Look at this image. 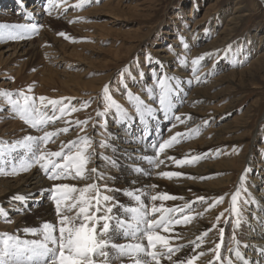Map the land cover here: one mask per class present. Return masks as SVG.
Here are the masks:
<instances>
[{
	"label": "rangeland",
	"instance_id": "obj_1",
	"mask_svg": "<svg viewBox=\"0 0 264 264\" xmlns=\"http://www.w3.org/2000/svg\"><path fill=\"white\" fill-rule=\"evenodd\" d=\"M36 1H40L41 16L38 17L39 22L33 24L43 25L39 29L38 35L26 36L24 39L0 41V53L6 50L3 58L0 57V93L7 90L14 94V99L18 98L15 94L20 91L35 97L71 98L65 103L80 110L65 115L54 122L61 123L62 120L63 126L70 128L68 133H61L58 138L54 139L66 137L67 140H63V142L67 143L77 139L78 135L89 136L93 141L89 152L94 149L95 154L92 156L94 159L91 158L94 161H91L87 168L89 169L91 164L98 166L103 162L99 166L102 167V172L105 169L106 176L126 178L127 175L123 172L125 166L122 164L128 162L125 157L123 162L117 160L120 155L119 151H124L121 148L122 144L139 143L140 145L141 143L139 155L142 157L136 159H139L138 164L140 166L145 165L148 168L150 161L147 157L153 158L151 155L157 152V147L154 145L158 146L163 140L169 139L172 134H175V131L172 128V131L169 130L171 124L168 122L171 123V120L163 119L162 113L158 114L156 119H145L143 123L136 118L134 102L129 101L121 84L119 76L121 69L126 65H131V77L135 78L125 77L127 90L134 96L141 97L153 107H158V103H155L154 99H150L147 92V90H153L157 97L159 94L152 69L155 68L158 75L166 73L169 76H175L176 74L174 75L172 72L180 70H183L184 74H189V71H192L194 67L191 60L211 52L213 53L211 58L206 57L200 65L195 66L198 69L195 75L198 76L205 66H212L214 72L209 76V80L218 79L213 82L216 85L205 87L201 92L205 99L201 101L200 107H203L206 114L211 116L210 123L202 125L198 134H194L190 138H183L181 143L184 147L187 144H194L197 147L206 141V137L207 141L211 140V145L206 150L208 152L211 150V153L207 155L204 162L212 164V167L217 168L218 171L207 180L201 182L196 180V183L204 182L211 186L222 183V185L214 187L215 195L211 202L219 195L225 196L224 202L213 208L214 213L219 215L224 212V216L218 226L216 224V227L212 228L211 233L220 234L218 233L219 228H223L227 234L230 228L232 232L238 234L242 228H245L243 225L248 227V224H252L251 221L254 218L251 216V212L262 217L264 222V214H261L262 210L260 209L264 208V198L258 196L264 194V0H100V2L93 0L92 3L83 8L75 7L79 0H51V2L49 0H22V3L25 2L26 4L23 6L29 9L28 7ZM19 3H21L20 0L17 3L0 0V18L5 14L8 15L7 11H13L9 14L12 19H2L0 24L30 23L26 19H18ZM14 16L17 17L16 20L13 19ZM70 21L72 22L70 23ZM61 31L65 32L71 39L60 37L58 33ZM181 36L184 37V43L188 45L187 49L179 39ZM17 44L20 46L18 47L19 50L17 49L16 54H11L13 52L11 48ZM229 44L233 45V50L226 56L223 50ZM169 45L172 46L178 56L173 54V51L168 47ZM60 46L63 47L61 50L64 51L65 56L64 67H61L63 69H55L57 72L53 70V75H49L48 70H52L54 67L47 53H50L52 49H60ZM161 49L163 53L155 52ZM193 52L195 53L194 57H192ZM145 53H151L154 58L162 61L163 67H157L154 63H146ZM137 57H139V64L133 63ZM185 57L187 64H180L179 59ZM140 71L144 73L143 78L139 75ZM175 77L178 78L175 83L180 85V91L174 97L177 104L174 113L177 114L178 111H182L180 109L186 107V99L189 97L191 89L187 84L190 80L177 75ZM220 78L221 80H219ZM45 79L50 80L47 82L49 84L44 82ZM109 83L110 95L129 114L127 120L118 114L115 108L110 109L103 116H97V112H103L105 109L103 88ZM29 86L33 88L31 93L27 91ZM85 102H88V107H82ZM0 108L7 109L0 112V141L3 142L0 144V148L5 151V155L0 157V168L4 170V174H0L1 209L10 201L1 202V199L7 195L2 192L7 189L6 187L19 189L17 180L27 175V172H20L17 175L6 174L11 172L13 166L18 168L26 160L25 150L16 149L13 151L10 145L27 135L40 136L42 132L19 119L12 112L3 96H0ZM51 114L49 110L48 115ZM169 115L171 117L172 114ZM65 120H88L89 123L81 132L74 123L65 124ZM3 122H10L8 124L11 129L8 132L3 131L5 126ZM115 124L119 125V131L110 129ZM184 129H188V126ZM215 129H221L224 134L214 136L213 131ZM148 133L155 136L156 140L155 143H152L153 147H151L150 141L145 138ZM214 137L218 138L215 139ZM101 143L107 144L108 147H101ZM54 144L49 143L47 148L49 149ZM58 150L60 148L53 149V151ZM112 161H115V164L111 163ZM186 165L185 168L192 167ZM249 167L251 171L247 173L243 186L247 188V192L242 191L238 202L241 211V224L236 227L235 214L226 210L231 208V194L240 186V177ZM137 168L141 169L140 167ZM31 170L32 172L41 171L38 167H33ZM39 175L47 179L41 173ZM146 178L145 180H147ZM171 180L168 178L165 180L167 185H163V188L166 191L169 190L170 193H172V189L168 184ZM144 181L141 180L140 183ZM189 181L195 183L193 178H190ZM99 185L101 196L109 195L115 198L114 201L108 202L107 206L120 205L113 207V215L115 216L121 218L126 215L130 216V213L125 212V209L139 207V203L134 199L135 195L141 196V201L149 213H151V208L155 206V201L146 198V191L140 192L138 190L144 188L143 184L139 188L107 192L104 191V185L111 189H120L123 186L113 183L111 178L100 180ZM9 189L5 192H9ZM147 190L150 193L153 192L150 188ZM129 192H132L133 196L127 195ZM258 199L260 202L257 201ZM244 200H248L249 203L245 204ZM255 201L258 203L254 204ZM39 202L40 206H44L47 202L54 204L47 197V193ZM10 203L18 202L12 201ZM26 205H23L22 208H27ZM29 212L32 211L26 210L23 214H28H26L27 216L23 215L25 216L23 218L20 212L19 214L13 213L18 215L16 218L9 215L7 216L9 222H6L5 217L0 216V234L8 233L22 241L42 239L39 234L33 235L23 231L25 228L39 230L42 224L39 222L41 220L38 214H30ZM103 214V212L100 213V215ZM253 222L256 221L253 220ZM257 226L264 232L263 225L260 226L257 223ZM158 233L160 234V232ZM113 235L115 236L113 241L115 243L123 237V233L119 231ZM262 237L263 235H260L258 239H262ZM227 246L228 243L225 242L221 253L223 257L226 254ZM251 252H247L245 249L242 254L244 256L245 254L250 255ZM187 257L184 256L182 259ZM113 264H132V262L128 258H123L122 261H113Z\"/></svg>",
	"mask_w": 264,
	"mask_h": 264
},
{
	"label": "snow or ice",
	"instance_id": "obj_2",
	"mask_svg": "<svg viewBox=\"0 0 264 264\" xmlns=\"http://www.w3.org/2000/svg\"><path fill=\"white\" fill-rule=\"evenodd\" d=\"M22 3V0H20ZM51 2V0H49ZM93 0H79L75 5L76 8H83L84 6L92 3ZM100 2V0H95ZM50 14V13H49ZM29 17L25 15V19ZM72 21H70L71 23ZM43 25H37L33 23L25 24H0V41L4 40H17L24 39L30 36L38 35L39 29ZM207 31V30H206ZM60 37L65 39H71L65 32L58 33ZM183 46L187 49L188 45L184 43V37H179ZM75 42V41H73ZM173 51L174 55H177L171 45L168 46ZM233 45L229 44L223 50L225 55L231 53ZM213 53H205L199 57L191 60V64L194 66L192 71L194 78L199 82L200 77L195 75L198 69L195 67L201 64V61L206 57L211 58ZM179 59V58H178ZM145 62L148 64H155L157 67H163V62L152 56L151 53H145ZM135 64H139V57L133 61ZM179 63L182 65L187 64V58L179 59ZM131 65H126L121 69L119 76L121 78V84L125 89V93L128 96L130 102H134L136 118L141 123L145 119H156L158 114H163V119L171 120V127H175L177 123L186 124L188 120L192 119V116L176 115L174 109L177 108L174 97L180 91L179 83H175L178 80L175 76H169L166 73L157 74L156 69H152V75L156 79L157 86L159 88L158 97L153 90H147L149 98L154 99L155 103H158V107L146 103L141 97L134 96L127 90V83L125 77H131L130 72ZM35 70V69H33ZM95 74V73H93ZM141 78H143V71L139 72ZM135 79L134 77H131ZM14 79V78H13ZM191 84V80L188 82ZM29 93L33 91V88L29 86ZM18 98L14 99V94L5 90L0 93V96L5 98L6 103L10 106L12 112L19 117L24 123L30 125V127L41 131L43 134L40 136L27 135L21 140H17L10 145V148L15 151L16 149H23L26 160L21 163L17 168L13 166L10 175H17L20 172H28L33 167H38L42 174L51 181H59L65 179H79V180H93L92 183L86 184L83 187L76 185H70L67 183H54L51 188L40 189V195L48 194V198L54 203L55 212L57 215V222L45 221L40 226V229L25 228L23 231L33 235H41L42 239L33 240H20L18 237L9 235L8 233L0 234V264H113V261L123 260L128 258L132 264H161L162 259H167L170 264H196V262L207 253L201 249V243L190 242L194 244L193 253L186 259H180L177 257L173 260V256L180 252L185 245H178L173 248L170 245L168 237L159 234L156 230L162 229L163 232H171L173 225L188 224L194 218L190 215H184L182 218H173L167 213L183 212L184 209H172L155 207L151 208V213L145 207L141 201L140 195H135L134 199L139 203V207H128L125 209L126 213H130V216L121 218L113 215V207H119V204L113 206H107L108 202L114 201V197L109 195L100 194V185L96 181L109 179L104 173L100 172L98 168L88 169L87 165L91 162L95 150L89 152V148L93 143L92 139L87 136H79L77 139L69 141L67 143L61 141L60 150L51 151L47 148L49 143H54L55 139L61 133H68L70 128L63 127L54 131H46L45 127L49 123H54L56 120L64 117L65 115L75 113L79 111L75 106L66 104V100L71 98L61 97L59 99H51L45 96L35 97L27 95L23 91L15 94ZM103 100L105 103V109L103 112H97V116L105 115L110 109L115 108L116 112L123 116L125 120L128 119V112L116 102V100L110 95V83L106 84L103 88ZM50 106V109H49ZM88 102H85L82 107H88ZM5 108H0V112L6 111ZM51 111V115H48V111ZM59 113V115H57ZM169 114H172L171 117ZM183 117V118H182ZM74 123L80 128L81 132L85 130L89 121L76 120L67 121L65 124ZM203 125H208L209 120H203ZM106 126V125H105ZM200 126L196 128H189L187 131L181 133L176 132L169 139H165L158 144L156 155L165 152L166 149L172 148L175 144L181 142L183 138H190L193 134H198ZM3 142L0 141V144ZM101 147H108L107 144L101 143ZM218 151V150H217ZM211 153H202L200 155L192 156L190 159L185 157L176 159L174 157H168L169 160L179 166L186 164H192L196 161L205 158ZM5 155L3 148H0V157ZM150 163H154L156 167H159L164 163L163 160L156 161L154 158H147ZM115 164V161H112ZM136 171H142L136 169ZM251 171V168H246L245 172L240 177V186L236 191L231 194V208L226 211H230L235 214V225L239 227L241 224V211L238 207V202L241 197V193L247 192V188L243 187L246 181L247 173ZM0 174H4V170L0 168ZM95 174V175H93ZM161 177L173 178L181 177L185 174L181 172L165 171L159 173ZM194 178V177H189ZM114 179V178H112ZM205 179V177H201ZM152 187H157L153 185ZM104 191H123L122 189H111L107 185L103 186ZM78 193V195H73ZM94 193V194H93ZM129 196H133L132 192L127 193ZM36 194L31 193L28 196L15 195L11 199L21 202L22 205H26L29 198H35ZM178 197L167 193L157 194L151 196L152 201H165L175 200ZM179 199H183L179 197ZM201 203H208L206 197L200 196L196 198ZM225 196L221 195L215 198L212 202L208 203V208L205 211H209L212 208L223 203ZM103 202V203H102ZM244 203H249L248 200H244ZM38 206L39 201H36ZM187 207V205H185ZM103 212V215L100 213ZM74 213V214H73ZM156 213H160L158 218L155 217ZM151 215L152 218H149ZM203 215V213H198ZM0 216L5 217L6 222L7 214L0 209ZM224 216V212H221L216 217L217 225L221 218ZM143 225L144 227H141ZM214 228L216 225L213 226ZM121 232L125 239L136 240V243L119 244L112 240V234L115 232ZM209 231L205 230L201 236L197 237L199 241H203L208 236ZM221 239L223 238L224 229L219 228ZM178 235V234H176ZM146 237L147 246L142 244L141 238ZM233 240L236 243L235 248H228L229 257L225 261V258L221 255L220 249L222 243H215L214 248L209 249V252L213 253V260H210L208 264H236L237 261L242 264H250L249 260L240 251L241 241L237 240L233 236ZM160 245V249H157V245ZM244 248H247V244H243ZM111 250V251H109ZM260 254L264 256V248L258 249ZM233 257L235 259H233Z\"/></svg>",
	"mask_w": 264,
	"mask_h": 264
},
{
	"label": "bare ground",
	"instance_id": "obj_3",
	"mask_svg": "<svg viewBox=\"0 0 264 264\" xmlns=\"http://www.w3.org/2000/svg\"><path fill=\"white\" fill-rule=\"evenodd\" d=\"M9 1L10 2H13V3H17L18 2V0H8V2ZM19 4H20V11H19V15L17 16L18 19L19 18H22V19L25 20V15H27L29 17L28 19H26L28 22H30V23L39 22L38 17L41 16V12L39 11V8L41 7L40 1H36V3L35 2L32 3L28 7L29 9H26L23 6L24 4H26L25 2L19 3ZM263 4H264V1H263ZM0 10H1V8H0ZM7 12L9 14H10V12L13 13V11H7ZM9 14L8 15L5 14L2 18H0V20H2V19L5 20V19H8V18H11L12 19V16L9 15ZM17 17L14 16L13 19L16 20ZM41 19H42V17H41ZM51 42H53V41H51ZM38 43H39V41H38ZM18 47H20L19 44H17L16 46L14 45V47L11 48V50H13V52L12 53L10 52V53L11 54H16ZM27 47L30 48L29 46H27ZM56 47H58V46H56ZM61 47L62 46H60V49L56 48L57 50L52 49L50 51V53H47L48 55L46 54L47 56H49L51 58L50 60H51L52 66L54 67V69H52V70L49 69L48 70L50 72L49 75H53L52 74L53 73L52 72L53 70L56 71L55 69L61 68L64 65V62L63 61L65 59V56H64V51L61 50ZM47 49H49V48H47ZM45 50H46V47H45ZM4 52L3 53H0V57L3 58V56H4L3 54H5ZM45 52H49V51H45ZM155 52L156 53H163V50L161 49V50H157ZM194 56H195V53L192 54V57H194ZM164 58L167 59V58H170V57H164ZM51 63H50V65H51ZM61 69H63V68H61ZM213 70H214V68L212 66H205L204 69H203V71H202V73L199 75V77H200L199 82H197L194 77L192 78V76L194 74H193V71H191V70L189 71L190 72L189 74H184L183 73V70H180L181 72L180 71L172 72V74H174V75L176 74L177 76H180L182 78H186L188 80H191V84H189L187 82V84H189L188 87H190L191 91L189 92V94H190V95H188L189 97L186 99L187 100L186 101V104H185L186 107H184L183 109H180L182 111H180V112L178 111V113L176 115L183 114V116H187L188 114H190L192 116V119L191 120H188L186 124L177 123L175 127H171L172 129H174L175 133L176 132L183 133V132L187 131L189 128H196L195 126H198V125L200 127H202L203 120H209L211 118V116L207 115L206 112L203 110V107H200V104H201V101L203 99H205L204 98L205 96H203L201 94L202 90L205 87H209V86L214 85L215 83L213 84V82H215L216 80H218V79L209 80V76L214 72ZM205 72H207V73H205ZM63 73H65V72H63ZM219 80H221V78ZM48 81H50V80H48V79H45L44 80V82H46V83ZM47 84H49V83H47ZM180 100H181V98H180ZM8 123H10V122H3V124H5V126H7L6 128L4 126V130L3 131L6 130L8 132L9 129H11V128H9L11 126H9ZM168 123L171 124L172 121H171V123L170 122H168ZM10 125H12V124H10ZM187 126H188V129H184V127H187ZM63 127L64 126H63L62 120H61V123H49L45 127V130L46 131H54L56 129L63 128ZM110 129L111 130H114V131H119V125H116L115 124L113 127H110ZM182 129H184V130H182ZM206 132H208V131H206ZM209 133H211V132H209ZM213 134H214V136L215 135L219 136L220 134L223 135L224 133L222 132L221 129H215L213 131ZM166 137H169V136L166 135ZM145 138L148 139V141H150L149 143L151 144V147H153L152 146V143H155V140H156L155 139V136H153L152 133H148L145 136ZM217 138H215V139H217ZM63 140H67V138L66 137L65 138L64 137H61V139L60 138L59 139H56L55 142H54L55 143L54 146H52L54 148L49 147V149L50 150L52 149L51 151H53V149H55V148H56V150L59 149L60 148L59 146L61 144V141H63ZM212 140H214V139H212ZM186 141H188V140H186ZM202 141H203V138H202ZM210 141H207V137H206V141L203 142V143H201V145L200 146H197V147L194 144H192V145H188L187 144L184 147V145L180 142L178 144H175L172 148L166 149L165 152L160 153L159 156L156 155V153H157L156 152L155 154H152L151 156L156 161L163 160L164 163L161 164L159 167H156L154 163H150V167H148V168L145 167V165L144 166L143 165L140 166L138 164L139 159H136V158H140L141 159V157H142V156L139 155V152L141 151L139 149L141 143H140V145H139V143H137L138 145L136 143H130L128 145L127 144H125V145L122 144L121 145V148H123L124 151L123 152L119 151V154L120 155H119V158H117V160L123 162V158L125 157V160L128 162V163L123 162V164H122V165L125 166V169H124L125 171H123V172H125L124 174H126L127 177L126 178H122L121 176H119V177H114V179H112V178L111 179H112L113 183L122 185L123 187H120V189H123L124 191L125 190H129V189H133V188H136V187L139 188L140 185L143 184L144 185V188L143 189L142 188L141 189L140 188L139 189L137 188V189L140 190V192H145L146 191L147 194L146 195L144 194V195L146 196L147 199H151V196L157 195V194H162V193H167V194H170V195H174V196L178 197V199H175V200H165V201L157 200V201H155V203L154 202L153 203H154L155 207H161V206H163L164 208L184 209L183 212L177 211V212L167 213V215L171 216L173 218V220H175L177 218H182L184 215H190V216L194 217L191 220V222L188 223V224L173 225L171 232H167L166 233V232H163L162 229H158L157 230L158 232H160L161 235H164V236H166V237L169 238L170 245L173 248H175L178 245H185V247L180 252L176 253L173 256V260H176L177 257H179L180 259H182L184 256L190 257L192 254H194L193 253L194 244H192L190 242H195V243H201V245H202L201 249H198L197 251L203 250V251H205L207 253L205 256L201 257L197 261L196 264H208V262L210 260H213V258H214L213 257V253L212 252H209L208 250L211 249V248H214L215 243H222V247L220 249V253H222V250L224 249L225 242L228 243L227 249L228 248H235L236 247V243L233 240V236H235L237 240H239V241L242 242L241 243V246H240V251L241 252H243L245 249L247 250V252L248 251H252L250 253V255L249 254H245V256L248 257L247 259L249 260L250 264H264V256H262L260 254V252L258 251V249L264 248V232L262 230H260V228H258V226H257V223L260 224V226H262V225L264 226V222H263V218L262 217L257 216L253 212H251L250 214L254 218L253 220H255L256 222L254 223L253 220H252L251 221L252 224H250V225L248 224V227L245 226V225H243L245 228H242V230H240V232L238 234H235V232H232V230H230V228H229L227 234H226V232L223 233V238L222 239H221L220 234L211 233L210 231H209L208 236L205 237L202 242L197 239V237L201 236V234L205 230H212L213 226L217 224L216 223V217H217L218 214L214 213L213 208L211 210H209V211H205V209L208 208V203H210L211 200L214 198V195H215L214 194V190H215L214 187L216 185H222V183H216V184H214V186H211L209 184H205L204 182L203 183H200V182L201 181H204V180H207L212 174L216 173L218 171V169L215 168V167H212V164L205 163L204 162L207 159V156L205 158H202L199 161H196V162L192 163V164H187L186 165V166H192L191 168H189V167L188 168H185L184 167L185 165L178 167L174 163V161L169 160L168 157H174L176 159H181V158L187 157V158L190 159L192 156L200 155L202 153H209L206 150L209 148L208 146L211 145V142ZM218 141H220V140H218ZM224 141H222V142H224ZM149 143H147V144L149 145ZM195 143H197V142H195ZM220 145H222V144H220ZM212 147H213V145H212ZM147 158H149V157H147ZM91 161L93 162L94 160H91ZM96 161L98 162L97 159H96ZM140 163H141V161H140ZM102 164H103V162L100 163V164H98V166L91 164V167L89 169L95 167V168H98L100 172H102L101 171V168L102 167L100 168V166H99V165H102ZM137 167H140L142 171H139V172L136 171V169H138ZM104 171H105V169H104ZM104 171L102 173H104ZM165 171L181 172V173L185 174V175H183L181 177H173V178H171L172 180L170 179L171 182L169 181L170 183L168 184V186L171 187V188L170 187L169 188L172 189V193H170L169 190L166 191L165 188H163V185H167V181H165V180H167L168 178L161 177L159 175V173L165 172ZM37 172H40L42 174L41 171H34V172H32V170H31V171L27 172V175H24V176L20 177L17 180V183H18V186H19L18 188L19 189H13V188H10L9 189V187H6L5 186L7 188L6 189L7 191L9 189V192L6 193L5 192L6 190L2 192L5 195L6 194L7 195L4 196L1 199V202L2 201H5V200H8V201L10 200V201H9L8 204H6V206H4L1 209L4 212H6L7 216L10 215V217L16 218V216H18V215H15L13 213L19 214V212H20V213H22V216L21 217L23 218V217H25L23 215L28 214V213H25V214H23V213L26 210H29V211L31 210L32 211L31 212L32 214H38L40 216V220L41 221H39V222L43 223L45 221H48V222H52V223L55 224L57 222V215H56V212H55V206H54V204H50L48 202L46 204L44 203L45 204L44 206H42V205L40 206V202H39L38 206L36 204V201L42 200L43 197L46 194L45 193L43 196H41L39 190L40 189H48V188H51V186L54 183H67V184H70V185H76L78 187H83L84 185L90 184V183L93 182V180H91V179H88V180H79V179H76V180H73V179L59 180L61 182H59V181H50L48 179H44L43 177H41L39 175L40 173L38 174ZM93 175H95V174H93ZM105 175H107V174H105ZM146 177H148V178H146ZM189 177H194L193 178V181H195V183L189 181L190 180ZM201 177H205V179H201ZM145 178L147 180H145ZM141 180H143V181L145 180L146 182L144 181L143 183H140ZM196 180L197 181H200V182L196 183ZM227 181H229V180H227ZM96 182L99 184L100 181H96ZM1 185H2V183H1ZM153 185H156L157 187H152ZM224 186H226V185H224ZM13 187H15V186H13ZM149 188L153 191L152 193H150L149 190H147ZM31 193H35L36 196H35L34 199L33 198H29V200L27 201L28 204L26 205V206H28L27 208L26 207L22 208L23 205L21 204V202L14 201V200L11 199V197H13L15 195H18V194L19 195L28 196ZM76 194H78V193H76ZM0 196H1V193H0ZM200 196L206 197L207 200H208V203H201V202L197 201L196 198L197 197H200ZM258 196H262L264 198V194H261V195H258ZM47 197H48V194H47ZM179 197H182L183 199H179ZM12 201L13 202H18V203H10ZM158 201L161 202V203H159ZM257 201L260 202V199H258ZM258 202L255 201L254 204H256ZM150 203H151V201H150ZM225 203H226V201H225ZM151 205L153 206V204H151ZM185 205H187V207H185ZM260 209L262 210L261 211V214H264L263 213L264 212V208H260ZM198 213H203V215L202 216L201 215H198ZM159 216H160V213H156L155 214V217L156 218H158ZM149 218H152L151 215L149 216ZM142 227H144V226L142 225ZM256 233H257V237H256ZM176 234H178V235H176ZM260 235H263L262 239H258V236H260ZM112 240L113 241L115 240V236L113 234H112ZM139 242H141L142 244H144L145 246H147L146 237L141 238ZM117 243H119V244L136 243V241L133 240V239H125L124 238V235H123L122 239H120L119 242H117ZM243 244H247L248 247L247 248H244L243 247ZM252 247H253V249H251ZM157 249L166 251L165 249H160V245L159 244L157 245ZM227 249L225 250V253L226 254L224 255L225 261L227 260V258L230 255L229 252L227 251ZM233 259H235V258L233 257ZM161 264H170V262L167 259H162L161 260ZM236 264H242V262L237 261Z\"/></svg>",
	"mask_w": 264,
	"mask_h": 264
}]
</instances>
